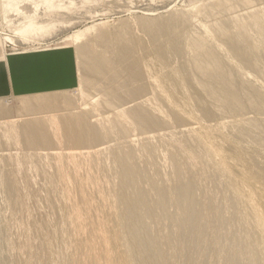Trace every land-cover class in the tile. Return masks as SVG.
I'll return each mask as SVG.
<instances>
[{"label": "rangeland", "instance_id": "374dc122", "mask_svg": "<svg viewBox=\"0 0 264 264\" xmlns=\"http://www.w3.org/2000/svg\"><path fill=\"white\" fill-rule=\"evenodd\" d=\"M39 1L46 5V0ZM74 1L68 10L51 11L52 19L65 24L30 42L19 38L8 42L6 35H13L19 21L16 17L7 24L0 20L5 47L65 46L75 51L72 55L80 81L67 92L0 99V264H33L36 251L46 252L42 255L46 254L48 264H98L97 243L110 251L102 264H116L115 250L125 254L134 247L131 240H120L121 232L109 217L118 215L125 220L126 207L139 199L145 213H151L141 217L142 238L156 241L159 252L156 259L154 255L136 259L134 252L133 264H264L261 145L242 134V126L247 124L224 123L242 115L233 117L215 107L204 117L186 102L191 90L184 87L182 95L166 80L172 75L183 79L185 55L172 50L176 44L164 34L153 42L141 23L144 11L156 13L168 6V11L159 14L164 17L181 12L184 4L209 3L206 11L194 16V21L205 23L202 32L210 39L207 43L224 66L238 74L233 83L251 85L264 93V76L255 70L264 68V47L258 51L260 57H253L262 63L242 64L216 33L221 18L233 20L229 24L235 33L237 24L250 19V10L264 11V0H218L226 6L222 12L214 0ZM29 4L35 5L32 0H16L15 5L23 8ZM96 11L105 15L95 17ZM83 31L80 53L69 35ZM258 44L255 41L254 46ZM84 52L88 58L95 56L102 66L104 59L120 60L123 71L110 75L97 66L92 73L86 69ZM144 95L152 103L141 112L140 120L116 112L136 109ZM49 96L58 98L50 100ZM75 116L78 127L83 122L90 125L89 141L75 142L67 136L63 124ZM245 117L264 119V114L250 111ZM122 118L130 119L126 120L128 130L118 129L116 123ZM204 122L221 126L200 128ZM102 127L107 129L104 136ZM31 128L47 131V138L38 143ZM167 128L178 131L175 138L161 136ZM134 137L137 140L131 141ZM92 148L97 152H81ZM116 170H121L120 177ZM120 178L125 182L121 184ZM184 188L191 190L193 205L186 196L179 197L181 191H187ZM84 195H90L96 204L93 221L97 229L89 227L90 202ZM189 208L196 213L191 222ZM133 209L137 216L138 210ZM124 226L131 235L133 226L127 222Z\"/></svg>", "mask_w": 264, "mask_h": 264}, {"label": "bare ground", "instance_id": "6f19581e", "mask_svg": "<svg viewBox=\"0 0 264 264\" xmlns=\"http://www.w3.org/2000/svg\"><path fill=\"white\" fill-rule=\"evenodd\" d=\"M32 1L35 3L34 6L29 4L28 6H24L23 8H21L19 5H15L16 0H0V16H1L0 20H2L3 23L7 24L10 23L12 20L14 21V19L12 18L16 17L17 19L15 20L19 21V25L14 27L13 35H6V40L8 42L15 43L17 42L18 38L21 40H25V42L33 41L32 38H36V37L39 38V36L45 38L44 37L45 35L49 34L51 31L57 30L58 24L64 23L52 19L53 16L51 14V11L53 10L60 13V11L70 9L76 3L74 0H46V5L41 6L39 0H32ZM214 1H215L214 5L219 7V10H221V12L226 10L225 4L220 3L219 2L220 0L219 1L214 0ZM217 1L218 3L216 4ZM172 4H170L169 7ZM208 4L209 3H201V2L195 4L194 3L184 4L183 9H181L182 10L181 12H178L179 11L178 10L175 13L172 14L170 13L169 15L166 16L164 15V17H161L162 15L160 16L159 14H163L166 11H168L169 10L168 6L162 7L161 11L159 10V12L157 11L156 13L150 10L144 11L143 15H141L142 16L141 23L142 26L147 28L146 32L149 33L153 42L156 43L159 40V35L164 34L167 38H169L173 43L176 44L172 50H174L176 53L183 52V55H185L186 58L182 62L183 64L182 70L183 72H185L183 79L182 78L178 79L176 76L172 75L170 77L168 76L166 80L169 82L170 85L174 87V89H177L182 95L186 93L184 87H187L191 90L190 95L186 99V102L192 103L195 106V108L198 109L201 112V115L204 117H208L209 115H211L213 110H215V107L221 109L225 113H233L232 114L233 117L235 115H242V118L229 119L224 123H230L233 124V126L239 124H247L246 126L245 125L242 126V131H243L242 134L245 133L246 135H249L254 142L261 145L264 152V119L258 117L253 120L250 119L249 117H245V115L250 111L256 113L257 116L264 114V93L263 92L260 93L257 89H255L251 85L244 86L237 83H233V81L238 78V74L234 73V69L225 67L223 62L220 60V56L213 49H211L212 46L207 43L208 40L210 39L203 34L204 32H202V29L206 31L204 27L205 23L199 21L198 19L194 21L195 18L194 16L198 17L199 11H206L207 10L206 6ZM9 9L11 10L12 15L10 14ZM250 11H251L250 19L248 20V22H241L237 24L235 26L236 29L235 33L232 32L229 24L230 22H233V20H227L225 18H221L218 21L216 25V33L218 34L222 43L224 45H227L229 51L233 52L231 53L232 57H240L241 59L239 60V62L242 64L255 65L262 63V61L264 62V60L261 61L260 59L253 58V57H260L259 55L261 53L258 51L264 47V17H263L264 11L260 12V10H258L257 8H255L254 10L252 9ZM98 13L99 12H97V14L94 16L96 17L100 15H105V14L99 15ZM43 14L44 16H42ZM88 14H90V12ZM62 25L63 24H61L59 27H61ZM89 29L90 28H87L86 30ZM83 33L84 31L81 33L75 32L69 35V37H71V39H73L74 42L76 43V47L79 49V51L82 49V47L78 45V43L80 42L81 35ZM0 41L2 42L1 39ZM63 41H69V40H63ZM255 41L259 42L258 47L254 46ZM75 43H71V44H75ZM73 53H75V51ZM83 57H84V61L86 62V69L88 68V70L92 73H95L97 66H100V68L103 69V71L107 72L110 75H115L116 70L117 73L123 71L122 61L120 60H113L115 62L117 61V63H115L112 60L104 59V61H101V63L103 64L102 66L98 61L95 60V56H93L92 58H88V55H86L84 52ZM255 70L260 75L264 76V68H255ZM113 71L114 74L113 73L111 74V72ZM76 73H77V81H78L79 75L77 69H76ZM126 80L128 79L126 78ZM88 83L94 84L91 82ZM77 85L79 86V84ZM64 92L67 91L64 90ZM42 96L44 95L42 94ZM27 97L26 96L21 97V99H27ZM49 97L50 100H54L58 98V96H49ZM151 103H152V99L144 95L142 96V99L138 101L136 109L123 108L121 110L117 109L116 112H118L120 115H126L127 117L140 120L142 117L141 112H144L145 109H149ZM26 106L27 105L25 104V107ZM148 113L150 112L148 111ZM82 119L83 118H81V120ZM127 119L129 118L126 119L122 118L121 120H118V122L116 123L118 129L125 131L130 128V125L126 121ZM205 122L200 126V128H207L209 130H213L221 126L220 124L217 123L205 124ZM78 123L79 120L76 116L73 117V120L68 118L67 122H64L63 126L66 130L67 136L72 138V140H74L75 142L82 141L81 143H84L85 140L89 141L93 132L90 128V125L83 122L82 125L78 127L77 125ZM167 129H168L167 131L161 133L162 134L161 136H166L167 138L170 139L175 138V136L177 135L176 133L178 131L172 130L170 128ZM32 131L36 133V139L38 143L40 140L47 138L46 136L48 133L47 131L44 132L41 129L34 130L31 128L30 132ZM106 131L107 129L105 127H102L101 134L103 136L106 135L107 134ZM183 131H184L183 129L180 130V132ZM30 132H28V136H30ZM148 137L150 136L144 135V138H148ZM31 139L32 137L30 138V141ZM130 140L134 141L137 139H135L134 137L131 138ZM99 148H103V146ZM97 150H93L92 148L84 151L82 150L81 152H84L86 154H91V153H96ZM249 166L251 169H254L253 163H250ZM114 167L115 168L117 167V163L114 164ZM115 172L117 173V176L120 177L121 170H116ZM125 173L128 174L127 171H125ZM259 174L261 175V177L263 176L261 173ZM123 182L125 181L120 178V183L122 184ZM121 187L122 185L118 186L117 189ZM184 189L187 191L186 192L181 191L179 197L183 198L182 195L186 196L187 198H189L186 201L189 204L192 203L190 205H193L194 199L190 194L191 190L189 188H184ZM248 197L250 198V196ZM84 199L90 202V207L88 209V215L90 219V221H88L89 227L91 230L97 229L98 224L95 222V220L93 221V216H94L93 211L96 208V204L90 195H84ZM85 200L83 202H85ZM134 202H132V205H128L126 207L127 209V211H125L126 215L123 217L125 218V220L124 219L120 220L118 215L109 217V220L111 221L112 225H116L119 231L121 232L120 240L123 242L131 240L132 246L134 247L133 251H131L128 248L125 251V254H117L115 250L114 262H117L116 264H129V263L133 264L134 252L136 253L135 254L136 259L138 258L140 259L141 257L147 255L149 256L154 255L153 258L156 259L157 254L159 252L157 242L154 240L146 242L142 238L143 234H142V230L140 229L142 222L141 217L143 219L146 216H149L151 213L150 214L145 213L146 209L144 208L142 200L139 199L138 201H134ZM133 208L138 210L137 216H133L134 215ZM189 209L191 213L189 222H191L192 219L194 218V216L192 215L196 213L192 211L191 208ZM125 222L133 226L131 235L125 232V226H124ZM94 248L97 256L95 261L98 264H102V261L106 259V256L110 254V251L106 250L102 243L95 244ZM43 252L46 253L45 251ZM43 252L42 253L41 251L35 252V254L32 257L33 264H48L46 254L42 255ZM16 264H21V262L18 261L16 262ZM86 264H93V263L86 262ZM165 264H167V261H165Z\"/></svg>", "mask_w": 264, "mask_h": 264}, {"label": "crops", "instance_id": "0c3cea01", "mask_svg": "<svg viewBox=\"0 0 264 264\" xmlns=\"http://www.w3.org/2000/svg\"><path fill=\"white\" fill-rule=\"evenodd\" d=\"M2 42L0 99L67 91L77 82L76 63L68 47L18 50Z\"/></svg>", "mask_w": 264, "mask_h": 264}]
</instances>
